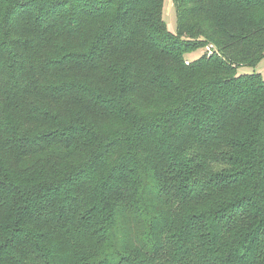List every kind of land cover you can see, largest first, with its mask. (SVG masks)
<instances>
[{
    "label": "trees",
    "instance_id": "16d2710c",
    "mask_svg": "<svg viewBox=\"0 0 264 264\" xmlns=\"http://www.w3.org/2000/svg\"><path fill=\"white\" fill-rule=\"evenodd\" d=\"M163 3L0 0V264H264V0Z\"/></svg>",
    "mask_w": 264,
    "mask_h": 264
},
{
    "label": "rangeland",
    "instance_id": "374dc122",
    "mask_svg": "<svg viewBox=\"0 0 264 264\" xmlns=\"http://www.w3.org/2000/svg\"><path fill=\"white\" fill-rule=\"evenodd\" d=\"M163 19L167 24L169 30L173 33H176L177 29V16L174 0H164L163 3ZM204 54H211L210 47H203L197 50L191 51L190 53L185 55V59L188 63L195 61L196 59L202 57ZM262 56V60L257 66H243L240 67L239 74L246 75L252 74L254 72L259 73L264 80V53L260 52ZM260 58V57H259Z\"/></svg>",
    "mask_w": 264,
    "mask_h": 264
}]
</instances>
